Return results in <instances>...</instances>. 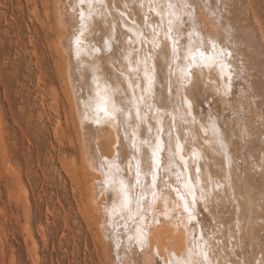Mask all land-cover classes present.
<instances>
[{
  "label": "bare ground",
  "instance_id": "6f19581e",
  "mask_svg": "<svg viewBox=\"0 0 264 264\" xmlns=\"http://www.w3.org/2000/svg\"><path fill=\"white\" fill-rule=\"evenodd\" d=\"M28 1L41 6L42 25L52 35L50 58L66 102L64 122L75 131L80 144L78 162L73 161L80 173L76 214L92 232L90 238L98 244L103 264H207L201 254L205 243L211 264H264V29L252 0H84L83 4L80 0ZM168 3L183 20L181 23L173 18L180 34L178 61L172 60L171 43L164 35ZM81 12L85 17L83 29ZM158 12L164 14L163 20ZM157 26L162 29L158 37L161 47L153 50L150 43L142 44L137 36L143 32L151 38ZM189 33L201 51L211 53L209 40L215 41L218 51L224 50L231 81L228 75L221 76L218 66L203 70L197 67L192 69L190 80L181 85L178 66L186 65L184 57L192 46ZM78 36L79 46L75 43ZM148 55L152 57L148 66L156 69L151 94L145 92L144 80ZM169 63L176 72L173 76L169 74ZM105 88L109 111L116 103L127 114L133 90L137 99L143 96L140 108L141 115L147 116L145 122L134 119L135 108L131 126L124 122L126 116L103 118L94 98L98 92L103 95ZM184 98L191 101L192 109L191 115L181 120L175 109ZM157 109L177 119L174 122L172 116L165 117L164 132L160 134L164 151L160 153L158 183L164 196L152 202L141 219L133 215L138 211L134 201L121 206L119 181L134 184V161L132 167L129 161L133 155L143 159L147 152L150 156L143 144L141 152H135L132 133L139 124L137 138L144 141L151 137L154 141L160 127ZM182 111H188L186 103ZM210 123L215 124L218 136L208 127ZM61 128L58 117L54 130L63 135ZM169 131L172 151H176L177 137L183 145V152L173 157L167 152ZM194 150L199 153L196 157ZM105 159L120 165L115 187L105 183L107 166L101 168ZM177 172L182 173L184 183L191 178L195 184L197 199L192 205L191 222L177 192L166 187L178 186ZM151 182V175H142L141 184ZM202 188L207 211L200 195ZM136 192L142 194L139 189ZM188 201L192 202L191 196ZM29 234L27 230L26 242L31 251L34 245ZM33 254L37 262L38 256Z\"/></svg>",
  "mask_w": 264,
  "mask_h": 264
},
{
  "label": "rangeland",
  "instance_id": "374dc122",
  "mask_svg": "<svg viewBox=\"0 0 264 264\" xmlns=\"http://www.w3.org/2000/svg\"><path fill=\"white\" fill-rule=\"evenodd\" d=\"M252 3L264 29V0ZM42 24L40 5L0 0V264H103L76 214L80 144L64 122L52 35Z\"/></svg>",
  "mask_w": 264,
  "mask_h": 264
},
{
  "label": "snow or ice",
  "instance_id": "6c2138e0",
  "mask_svg": "<svg viewBox=\"0 0 264 264\" xmlns=\"http://www.w3.org/2000/svg\"><path fill=\"white\" fill-rule=\"evenodd\" d=\"M81 4L84 3V0H80ZM91 7V5H90ZM167 8L169 11L167 12V30L164 32L166 40H168L171 43V49H172V60L178 61L180 59L179 57V51H180V34L177 32V30L174 28V20L173 18L181 23H183L182 17L178 15L175 11H171V9L174 8V5L172 3H168ZM157 15L161 16V19H164V14L162 12H158ZM81 19V28L83 29V22H84V13L81 12L80 14ZM160 31L162 29L160 26H157L152 29L151 38L149 36H146L143 32L139 33L137 36V39L140 40L142 44L150 43L152 45V49H159L161 47V42L159 41L158 37L160 35ZM83 32H81V35ZM192 33H189V40L190 43H192V46L188 49L187 55L184 57L186 61V65L183 67L178 66V70L180 72L179 80L181 82V85H183L184 82L190 80L192 76V69L193 68H200L203 70L204 68L211 69L213 67H219L221 76L228 75L229 81H231V75L228 73L229 65L225 63V53L224 50H217V44L213 40H209L208 43L211 45V53L209 54L207 49L204 51L200 50V47L196 46L192 42ZM75 43L77 46L81 43L80 37L78 36L75 40ZM201 44H203V39L201 38ZM105 46H108V41H105ZM97 51H100L97 49ZM228 56L231 55V53L227 54ZM127 59V57H126ZM151 55H148L145 57L144 60V80L146 82L147 87L145 88V92L151 94L152 87L155 83V73L156 69L154 66L149 67L148 61L151 60ZM140 61L139 59L136 60V69H139ZM130 70H131V64H130ZM169 74L170 76H173L176 74L175 70L172 67V64L169 63ZM132 87V84L129 85ZM170 94H171V85H170ZM177 95L179 93L177 92ZM144 101V97L141 96L139 99L135 96V90H133V98L130 102L132 107H130L127 111V114H125L124 108L118 106L116 103H112L111 111L108 110V89H104L103 95L101 93H97V97L94 98V103L97 105V112L103 113V118L109 119V120H116L118 116L124 117L126 116V119L124 122L129 123L133 119L132 117V111L133 108H135V120L139 121L140 123L145 122L147 119L146 114L141 115V108L140 103ZM188 105V111L183 112V105ZM91 106V105H90ZM191 109H192V103L187 98H184L182 103L178 108L175 109L176 112L180 113L179 118L181 120H184L186 116L191 115ZM157 124L160 125L159 128L156 129V136L155 140L150 137L147 140L141 141L137 138V129L139 128V124H137L136 128H133L132 133V147L135 149V152L139 154L141 152V145H146L147 149L150 152V156L148 153H144L143 159L139 155H133L132 159L129 161L130 167L133 166L134 161V168H135V183L129 186L124 180L119 181V192L120 196L122 197L121 200V206L127 207L133 201L135 202V206L137 208V213L133 215H139L141 219H144L145 214L150 211V205L152 202H155L159 199H161L164 196V193L160 190L159 183H158V176L161 169V162H160V153L164 151V142L161 139L160 134L164 132L163 125L166 123L165 117L172 116V113L167 112L166 110L157 109ZM177 119L176 116H172V120L175 122ZM211 119V118H210ZM97 122H100L99 116L97 117ZM193 123H195V118H193ZM212 132L213 135L218 136L219 132L218 129H216L214 123H210L208 126ZM149 131L152 132L153 129L150 126ZM169 140L167 142V152L170 157H173L175 155L181 154L183 152V145L180 143V138L177 137V145H176V151L173 152L171 148V133L169 131ZM127 132L125 133V139H127ZM187 143V141H185ZM223 146V145H222ZM118 155H119V149H118ZM199 153H197L195 150L193 151V157L198 156ZM118 158V157H117ZM181 159H183V156L181 155ZM107 166V172H106V184H111L113 187L117 184V177L121 173V168L118 163L113 161H109L107 159L101 161V168H104ZM147 168V171H144V168ZM200 169H197V176H196V182H200ZM149 176L151 175V184H141V177ZM178 186L173 188L171 184L166 185L167 188L177 192L179 198L183 201V207L184 212L188 214L189 222L192 221L194 218L193 212H192V205L196 203V195H195V184L192 183L191 178H189V181L187 183L183 182V175L181 172H177L176 174ZM208 183H211V177L208 179ZM182 185V187H181ZM136 189L140 190V193L137 194ZM131 193V195L129 194ZM151 195V202L148 201V196ZM201 198L205 200V211H207V196L204 192V189H201ZM188 196L192 197V202L189 203ZM129 219H132V216H129ZM125 227L127 228V222L125 223ZM139 231V229H138ZM193 240H195V237H193ZM207 244L202 247L201 254L203 256V260L207 262V264H211L208 256ZM191 251V250H190ZM177 264H181L180 261H177Z\"/></svg>",
  "mask_w": 264,
  "mask_h": 264
}]
</instances>
